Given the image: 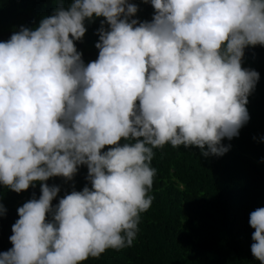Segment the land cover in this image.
<instances>
[{"label":"clouds","instance_id":"obj_1","mask_svg":"<svg viewBox=\"0 0 264 264\" xmlns=\"http://www.w3.org/2000/svg\"><path fill=\"white\" fill-rule=\"evenodd\" d=\"M150 2L151 22L133 19L129 0L60 2L0 42V184L42 193L17 209L0 264H83L131 247L155 199L154 149L222 157L249 122L260 74L242 63L264 46V0ZM99 17L98 57L85 64L74 41ZM81 166L88 183L53 205L61 188L46 181ZM249 225L264 264V207Z\"/></svg>","mask_w":264,"mask_h":264},{"label":"trees","instance_id":"obj_2","mask_svg":"<svg viewBox=\"0 0 264 264\" xmlns=\"http://www.w3.org/2000/svg\"><path fill=\"white\" fill-rule=\"evenodd\" d=\"M60 2L67 6L72 0H0V42L9 40L21 26H38ZM129 3L138 6L133 19L151 22L155 10L150 0ZM104 19L86 21L85 36L74 41L85 64L98 57L97 31ZM242 67L259 72L260 80L246 106L249 122L238 137L222 141L231 144L230 151L222 157L204 158L195 147L154 149L152 167L157 175L149 195L155 199L141 214L133 245L109 249L83 264H260L251 252L254 229L249 215L264 207V46L247 48ZM87 171L81 166L72 181L63 177L46 181L61 188L53 205L73 187L82 191L88 183ZM40 189L37 182L35 187L16 193L0 184V204L7 210L6 215H0V253L13 247L9 237L19 218L17 209L33 195L38 199Z\"/></svg>","mask_w":264,"mask_h":264}]
</instances>
